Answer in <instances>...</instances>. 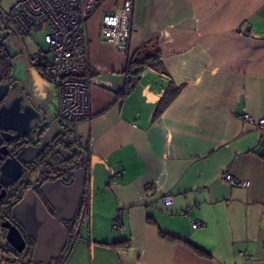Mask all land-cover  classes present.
Masks as SVG:
<instances>
[{
	"label": "crops",
	"instance_id": "crops-1",
	"mask_svg": "<svg viewBox=\"0 0 264 264\" xmlns=\"http://www.w3.org/2000/svg\"><path fill=\"white\" fill-rule=\"evenodd\" d=\"M124 1L103 0L86 23L77 76L92 115L76 143L89 214L55 262L264 264V129L243 119L264 117V0H133L127 56L100 35ZM24 43L27 57L39 50Z\"/></svg>",
	"mask_w": 264,
	"mask_h": 264
},
{
	"label": "water",
	"instance_id": "water-1",
	"mask_svg": "<svg viewBox=\"0 0 264 264\" xmlns=\"http://www.w3.org/2000/svg\"><path fill=\"white\" fill-rule=\"evenodd\" d=\"M10 33V32H9ZM26 66V50L23 51ZM28 80L0 83V183L4 188L16 183L22 176L25 165L30 164L44 152H50L45 164L53 162L51 156L59 155V163L68 161L71 152L57 142L75 145L76 140L68 134H61L54 117L48 114L33 99L28 89ZM43 124L42 134L37 144L24 145L14 153L4 141L16 140ZM12 131V133H10ZM67 140V141H66ZM85 153L82 158L86 157ZM74 163L73 165H75ZM77 167H68L39 181L29 182V187L10 209L12 220L5 218L0 227L5 231L8 243L15 255L24 253L28 246L27 238L33 241L28 264H47L61 255L68 244V223L74 221L84 190V168L81 160ZM65 174L70 178L65 182ZM5 195V189L0 198ZM25 258L24 256H22ZM7 264H24L11 262Z\"/></svg>",
	"mask_w": 264,
	"mask_h": 264
},
{
	"label": "built area",
	"instance_id": "built-area-1",
	"mask_svg": "<svg viewBox=\"0 0 264 264\" xmlns=\"http://www.w3.org/2000/svg\"><path fill=\"white\" fill-rule=\"evenodd\" d=\"M103 0H16L9 8L14 22L24 33L44 31L45 49L31 54L37 71L54 84L56 115L54 122L61 134L78 140L77 126L92 115L90 83L80 79L77 73L88 67V37L86 23ZM133 0L101 16V38L114 45L121 55L129 53V38ZM243 119L264 129V117L253 118L244 113ZM224 181L238 187H248L249 181L229 172L222 175ZM166 202V198L162 197ZM89 194L83 192L74 218L79 228L89 214ZM203 225L201 219L192 221L194 229ZM112 230L121 232L123 224L118 212L112 220ZM18 261L28 260L18 256ZM50 264V263H47ZM54 264V263H53ZM56 264H63L58 262Z\"/></svg>",
	"mask_w": 264,
	"mask_h": 264
},
{
	"label": "flooded vegetation",
	"instance_id": "flooded-vegetation-1",
	"mask_svg": "<svg viewBox=\"0 0 264 264\" xmlns=\"http://www.w3.org/2000/svg\"><path fill=\"white\" fill-rule=\"evenodd\" d=\"M9 8L5 10L0 6V49L3 50L4 54L8 57L11 65L10 74L5 78H3V80H1L0 83L9 82L11 84L14 81H21V82L25 81L21 79L20 76L13 74L12 61L14 60L22 61L23 66L25 67L23 62V51L26 49L24 43V36L29 35V32L24 33L23 31H21L19 26H17V24L14 22L13 16L9 12ZM15 40H17L16 42L19 43V53L12 55V53L8 51L7 45L9 44L10 41H15ZM26 66L28 67L27 60H26ZM2 102L3 100L0 102V105ZM42 130H43V124H40L34 130H31L25 135L19 137L18 139L7 142L4 141L3 143L8 146L9 151L11 153H14L16 150H18V148L24 145L37 144L42 134ZM10 133H12V131H10ZM58 144H61L63 147L67 148L71 152V157L68 161L64 163H59L61 158L59 157V155L56 154L51 156L50 160L53 162V165L50 166L48 164H45V162L51 151L49 152L43 151L40 154V156H38L35 159V161L25 165V170L21 178L16 183H13L6 188H4L3 184L0 183V193H2L3 189H5V195L2 198H0V221L5 218H9L10 220H12V217L10 215V209L13 206V204L17 202V200L19 199L17 193L20 192V194L22 195L25 192L26 188L29 187V182L31 181L27 180V178L30 176L31 171L33 170L32 166L34 164L43 162L46 168L33 181H39L45 175L50 176L62 170H66L68 172L69 171L67 169L68 167L71 166V168H76L78 166L77 165L78 160H81V166L84 167V162L86 160V157L82 158V156L86 153L84 148L79 146L77 143H75V145H72L71 143L66 144V142L59 141L57 142L56 145ZM74 163L76 164L73 165ZM0 164H1V160H0ZM65 177H66L65 182H69L70 178L68 177L67 174H65ZM68 230H69V226H68ZM8 251L13 255H15L13 249L9 248ZM25 259L27 258L25 257Z\"/></svg>",
	"mask_w": 264,
	"mask_h": 264
},
{
	"label": "rangeland",
	"instance_id": "rangeland-1",
	"mask_svg": "<svg viewBox=\"0 0 264 264\" xmlns=\"http://www.w3.org/2000/svg\"><path fill=\"white\" fill-rule=\"evenodd\" d=\"M44 31H31L28 36H30L31 40L34 42L37 48L45 49L47 44L43 40ZM15 41H10L7 45V49L12 55L19 53V43ZM28 63V73L23 66L22 61L14 60L12 61L13 67V74L20 76L23 80H28V89L30 91L31 96L33 97L34 101L39 106H44V110L54 116L56 113V96H55V89L54 84L48 80L47 78L43 77L36 69L33 61L31 60V56L27 57ZM67 141V140H66ZM33 170L31 171L30 176L27 178L29 181H33L36 177L45 170V164L36 163L32 166ZM0 246L6 242L5 239V231L0 227ZM1 248V247H0ZM62 255V254H61ZM52 260L51 262L57 261L60 256ZM10 253L7 248L0 249V264H6L7 262H17V259ZM29 256H27L28 258ZM50 262V263H51Z\"/></svg>",
	"mask_w": 264,
	"mask_h": 264
},
{
	"label": "trees",
	"instance_id": "trees-1",
	"mask_svg": "<svg viewBox=\"0 0 264 264\" xmlns=\"http://www.w3.org/2000/svg\"><path fill=\"white\" fill-rule=\"evenodd\" d=\"M157 56L158 55L155 54V57H157ZM153 57L152 56H147L146 58L147 59H151ZM10 68H11L10 60L4 54L3 50L0 49V81L3 80V78H5L6 76H8L10 74ZM74 223L75 222L73 221V222L67 224L69 226V230L71 228H73ZM27 240H28V246H27V248L25 249L24 253H21L20 255H16L15 256L16 259H17L18 256H24V257L27 258V256L30 255L34 243H33V241L30 238H27ZM0 247H1L0 249H3L4 247L7 248V250H9V248L12 249L11 246L8 243H6V242L3 245H1ZM17 261H18V259H17ZM14 262H16V261H14ZM7 263H11V262H7ZM53 263L56 264L58 262H55L54 261V262H51L50 264H53Z\"/></svg>",
	"mask_w": 264,
	"mask_h": 264
}]
</instances>
